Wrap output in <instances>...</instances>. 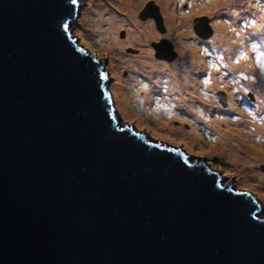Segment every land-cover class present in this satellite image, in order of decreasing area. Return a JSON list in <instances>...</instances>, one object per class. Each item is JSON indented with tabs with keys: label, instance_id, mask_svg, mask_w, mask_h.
I'll return each instance as SVG.
<instances>
[{
	"label": "water",
	"instance_id": "1",
	"mask_svg": "<svg viewBox=\"0 0 264 264\" xmlns=\"http://www.w3.org/2000/svg\"><path fill=\"white\" fill-rule=\"evenodd\" d=\"M82 1L0 0V264H264L249 187L121 123L108 55L71 24Z\"/></svg>",
	"mask_w": 264,
	"mask_h": 264
},
{
	"label": "rangeland",
	"instance_id": "2",
	"mask_svg": "<svg viewBox=\"0 0 264 264\" xmlns=\"http://www.w3.org/2000/svg\"><path fill=\"white\" fill-rule=\"evenodd\" d=\"M123 1L83 0L78 19L71 20L80 42L108 55L120 121L206 154L264 205V0H212L213 6L211 0ZM158 12L166 27L162 35ZM194 24L202 32L198 36ZM164 37L172 44L170 59L156 56L151 44ZM229 76L230 113L213 99ZM235 151L237 159L231 157Z\"/></svg>",
	"mask_w": 264,
	"mask_h": 264
},
{
	"label": "flooded vegetation",
	"instance_id": "3",
	"mask_svg": "<svg viewBox=\"0 0 264 264\" xmlns=\"http://www.w3.org/2000/svg\"><path fill=\"white\" fill-rule=\"evenodd\" d=\"M188 4H189V3L187 2V3H186V6H187ZM188 7H189V6H188ZM160 8H161V7H160ZM161 12H162V9H161ZM211 22H212V20H211ZM212 23H213V22H212ZM153 24H154V23H153ZM160 35H162L161 32H160ZM212 37H213V35H212ZM178 46H180V42H178ZM161 60L164 61V59H161ZM105 65H106V62H105ZM106 67H107V66H106ZM206 68H207V67H206ZM110 73H111L112 76H110L109 79H103L106 88H107V87H111L110 82H111L112 79H114V76H113V74H112L111 71H110ZM231 79H232V78H231ZM227 84H229V83H228V82H225L223 85H219V86H217V87L215 88V90H214V100L218 101V100L220 99L221 96L218 95L217 92H218L219 89L223 88L224 90H226V99H227V101H229V100H228V92H229V91H228V89L226 88ZM251 91H252V89H248L247 94L250 93ZM221 93L224 94L223 91H221ZM224 95H225V94H224ZM248 101H250V100H248ZM250 102H251V101H250Z\"/></svg>",
	"mask_w": 264,
	"mask_h": 264
},
{
	"label": "bare ground",
	"instance_id": "4",
	"mask_svg": "<svg viewBox=\"0 0 264 264\" xmlns=\"http://www.w3.org/2000/svg\"><path fill=\"white\" fill-rule=\"evenodd\" d=\"M122 4H124V1L123 0H119ZM211 2H212V0H211ZM212 4H214L213 2L211 3V6H213ZM125 5H127V4H125ZM166 8V7H165ZM235 19H237V15L235 14ZM94 21H96V20H94ZM219 26H220V23H219ZM220 28H221V26H220ZM258 32V31H257ZM106 40H104L102 43H104V45L105 46H109V45H107L108 43L107 42H105ZM224 49H225V47H224ZM195 64V63H194ZM197 64V63H196ZM193 65V64H192ZM202 66V65H201ZM194 70V69H193ZM230 70L232 71V72H235V67H233V66H231L230 67ZM186 87V86H185ZM183 89V88H182ZM190 91V90H189ZM186 97V96H185ZM250 145V144H249ZM246 150V149H245ZM260 151V150H259ZM238 151H235V153L234 154H231V157H233V158H235V159H237L238 158Z\"/></svg>",
	"mask_w": 264,
	"mask_h": 264
},
{
	"label": "clouds",
	"instance_id": "5",
	"mask_svg": "<svg viewBox=\"0 0 264 264\" xmlns=\"http://www.w3.org/2000/svg\"><path fill=\"white\" fill-rule=\"evenodd\" d=\"M212 40H213V38H212ZM260 53H262V54H264V52H260ZM248 72H250V71H248ZM232 77L231 76H229L228 78H225L224 80H223V84L225 83V82H228L229 84H233L232 83V80H234L233 78L231 79ZM227 80H230V81H227ZM222 84V85H223ZM214 92V91H213ZM251 93H252V91H251ZM214 99V98H213ZM117 113H118V115H119V112L117 111ZM234 115V114H233ZM119 117H120V115H119ZM128 121H123V122H121L122 124H125V123H127ZM128 123H130V122H128ZM136 128V127H135ZM136 129H138V128H136ZM141 130V129H140ZM237 187V186H236ZM256 196V195H255Z\"/></svg>",
	"mask_w": 264,
	"mask_h": 264
},
{
	"label": "snow or ice",
	"instance_id": "6",
	"mask_svg": "<svg viewBox=\"0 0 264 264\" xmlns=\"http://www.w3.org/2000/svg\"><path fill=\"white\" fill-rule=\"evenodd\" d=\"M73 2H75V0H73Z\"/></svg>",
	"mask_w": 264,
	"mask_h": 264
}]
</instances>
